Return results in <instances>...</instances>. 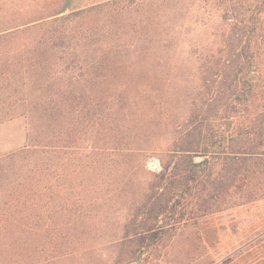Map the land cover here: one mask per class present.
<instances>
[{"label":"rangeland","instance_id":"rangeland-1","mask_svg":"<svg viewBox=\"0 0 264 264\" xmlns=\"http://www.w3.org/2000/svg\"><path fill=\"white\" fill-rule=\"evenodd\" d=\"M223 2L0 0V28L42 18L65 4L88 13L79 24L90 27L98 43L81 54L106 64V115L118 122L116 134L127 143L125 149L84 154L72 187L61 180L71 193L55 183L54 190L71 201L67 212L42 208L49 195L41 190L49 179L36 175L33 159L26 169L27 189L37 195H30V210L24 214V220L30 216L32 237L22 235L16 224L8 232L3 230L0 264H264V118L258 115L264 99L256 100L247 116L243 106L233 107L242 115L232 125L225 118L213 123L218 135L232 128L242 140L240 147L258 153L246 154L242 163L210 157L195 168L201 179L193 184L189 198L170 203L181 204L176 218L168 213L148 231L137 227L153 222L144 209L145 192L158 180L163 164H175V150L181 147L177 142L192 129L194 111L205 104L207 116L217 115L220 105L208 107L201 88L223 61ZM16 71L31 74L34 69ZM7 89L0 92V159L25 147L31 126L29 117L20 116L22 109L12 106L28 97L30 90L20 89L18 83ZM248 126L255 135L247 137ZM205 148L219 151L218 144ZM202 160L194 158L195 163ZM242 164L249 167L248 178L243 172L228 190L223 186L214 200L206 201L213 191L211 181L217 178L222 185L229 184L232 169ZM12 182L6 179L4 188L10 189ZM182 215L179 224L176 219Z\"/></svg>","mask_w":264,"mask_h":264},{"label":"trees","instance_id":"trees-1","mask_svg":"<svg viewBox=\"0 0 264 264\" xmlns=\"http://www.w3.org/2000/svg\"><path fill=\"white\" fill-rule=\"evenodd\" d=\"M223 3L222 19L226 25L222 34L223 61L216 65L213 78L204 79L201 88L207 96L208 107L215 102L221 107L217 106L213 119L207 116L209 110L204 108L205 104L194 111L192 129L177 142L181 147L175 150V164L173 161L163 164L158 180L145 192L144 209L153 222L137 226L144 231L169 214L176 218L181 204L170 206V203L176 198H182L181 201L189 198L193 184H199L201 179L195 168L209 162L210 157H223L225 161L236 159L242 163L247 160L244 159L246 154L258 153L240 147L239 135L232 128L227 134L218 135L213 123L225 118L232 125L235 117L242 115L238 110L233 112V107L243 106L247 116L255 101L264 99V0H224ZM87 14L84 10L73 11L65 4L42 18L0 28V92L6 93L7 87L16 83L20 89L28 88L30 95L12 106L20 107L23 111L20 116L29 117L31 123L25 147L0 159V235L16 224L22 227L21 234L31 240L30 216L25 215L24 220V214L30 210V195H37V191L31 194L27 189L26 169L33 159H36L33 162L36 175L49 179L41 190L49 195L42 208L46 212H67L71 210V201L54 187L57 185L64 193L73 191L65 188L61 180H67L72 187L73 179L77 178L75 168L83 161L84 154H105L127 147L116 134L118 122L106 115L107 100L103 94L108 77L106 64L96 56L81 54L93 50V45L98 43L90 27L79 24L89 17ZM28 66L34 69L31 74L16 71L28 70ZM26 108L28 113H25ZM258 115L264 118V106ZM246 131L247 137L255 135L253 127L248 126ZM209 143L218 144L219 151L207 150ZM196 156L204 160L195 163ZM55 163L59 165L51 170ZM248 168L242 164L232 169L234 174L229 176V184L222 185L217 178L212 180L213 191L206 201L214 200L215 192L219 193L218 189L223 186L228 190L231 182L243 172L247 179ZM6 179L15 182L8 190L3 186ZM138 217L140 214L134 219ZM178 219L180 224L183 215ZM121 259L120 255L118 263Z\"/></svg>","mask_w":264,"mask_h":264}]
</instances>
